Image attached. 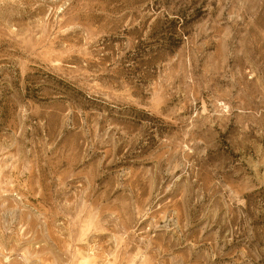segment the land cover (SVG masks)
I'll return each instance as SVG.
<instances>
[{"label": "rangeland", "instance_id": "rangeland-1", "mask_svg": "<svg viewBox=\"0 0 264 264\" xmlns=\"http://www.w3.org/2000/svg\"><path fill=\"white\" fill-rule=\"evenodd\" d=\"M0 264H264V0H0Z\"/></svg>", "mask_w": 264, "mask_h": 264}]
</instances>
